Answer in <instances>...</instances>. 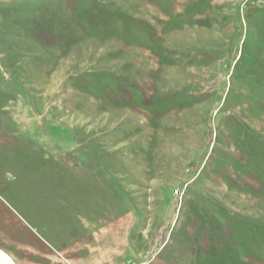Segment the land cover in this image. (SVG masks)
I'll use <instances>...</instances> for the list:
<instances>
[{
    "label": "rangeland",
    "instance_id": "rangeland-1",
    "mask_svg": "<svg viewBox=\"0 0 264 264\" xmlns=\"http://www.w3.org/2000/svg\"><path fill=\"white\" fill-rule=\"evenodd\" d=\"M0 250L264 264V0H0Z\"/></svg>",
    "mask_w": 264,
    "mask_h": 264
},
{
    "label": "water",
    "instance_id": "water-1",
    "mask_svg": "<svg viewBox=\"0 0 264 264\" xmlns=\"http://www.w3.org/2000/svg\"><path fill=\"white\" fill-rule=\"evenodd\" d=\"M0 264H14L11 258L0 250Z\"/></svg>",
    "mask_w": 264,
    "mask_h": 264
},
{
    "label": "trees",
    "instance_id": "trees-1",
    "mask_svg": "<svg viewBox=\"0 0 264 264\" xmlns=\"http://www.w3.org/2000/svg\"><path fill=\"white\" fill-rule=\"evenodd\" d=\"M118 25H120V23H119ZM119 29L123 31L122 33H125L124 31H126V30H124L123 28H119Z\"/></svg>",
    "mask_w": 264,
    "mask_h": 264
},
{
    "label": "crops",
    "instance_id": "crops-1",
    "mask_svg": "<svg viewBox=\"0 0 264 264\" xmlns=\"http://www.w3.org/2000/svg\"><path fill=\"white\" fill-rule=\"evenodd\" d=\"M95 264V263H94Z\"/></svg>",
    "mask_w": 264,
    "mask_h": 264
}]
</instances>
